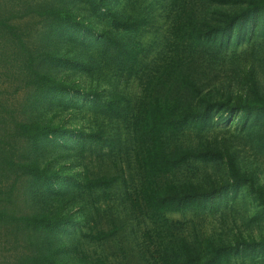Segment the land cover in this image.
Wrapping results in <instances>:
<instances>
[{
    "label": "trees",
    "instance_id": "16d2710c",
    "mask_svg": "<svg viewBox=\"0 0 264 264\" xmlns=\"http://www.w3.org/2000/svg\"><path fill=\"white\" fill-rule=\"evenodd\" d=\"M113 2L91 0V5L110 12ZM173 4L177 6L173 35L187 55L169 54L158 75L147 76L145 96L134 108L131 128L141 172L136 201L153 217L213 212L223 205V196L228 192L236 193L247 185L259 205L252 221L263 222L264 191L255 186L252 176L242 173L234 153H225L222 148L211 144L198 148H170L167 141L189 128L204 131L221 112H235L242 114L244 126L257 127L259 138L264 143V92L261 85L250 87L248 94L234 104L203 97V88L199 85L203 67L201 60L205 56L238 48L246 40H251L258 30L264 37V0H174ZM81 5H84L83 0H32L18 10L14 6L8 8L3 5L0 8V38L3 41L0 69L5 70L4 76L10 79L15 93L28 92L20 110H15L0 98V225L9 229L16 225L51 234L76 222V216L69 212L48 211V207L52 208L59 201L61 204L66 202V205L76 203V196L74 188L57 190L53 179H58L57 173L50 175L49 166L41 164L50 146L60 137L61 128L44 124L39 110L51 97L67 90V84L56 76L59 70L71 68L74 73H92L97 69V56L82 53L69 57L67 49L59 47L63 38L71 35L77 23L75 13ZM112 15L115 24L123 28L128 38L120 41L108 37L101 55L109 54L112 59L119 60L125 66L127 78H131L139 73L150 52L135 40L150 25V20L148 16L127 15L119 19L115 13ZM29 16L41 20L50 47L40 50L30 46L31 27L15 22ZM257 45L255 43L253 47ZM67 94L71 97L73 92L69 90ZM81 95L85 96L84 93ZM98 96L95 93V101ZM125 101L123 95L115 93L99 103V107L112 118H120L125 114L121 108ZM104 134L102 129H98L92 137L99 142L100 149L111 141L110 138L103 139ZM194 161L203 164L226 161L227 186L206 189L193 182L177 184L170 180V176ZM118 180V176L103 175L93 179L87 176L82 189L107 191ZM25 186L23 196L37 208L41 206V210L18 215L14 201ZM107 237L105 232L95 236L99 240ZM69 251L50 240L48 245H39L22 264H88L80 258L71 261L74 256ZM260 254H264V238L259 241L240 238L235 244H216L206 239L199 242L198 247L185 242L178 250L165 251L160 254L157 264H235L236 261L245 263L248 259L254 261ZM96 264L104 263L98 261Z\"/></svg>",
    "mask_w": 264,
    "mask_h": 264
},
{
    "label": "rangeland",
    "instance_id": "374dc122",
    "mask_svg": "<svg viewBox=\"0 0 264 264\" xmlns=\"http://www.w3.org/2000/svg\"><path fill=\"white\" fill-rule=\"evenodd\" d=\"M173 1L114 0L110 12L91 5V0H83L84 5L78 7L75 13L77 23L59 47L67 49L69 57L82 53L97 56V69L92 73H74L71 68L59 70L56 76L62 78L68 88L63 94L47 100L39 110L44 124L61 128L60 137L50 146L41 164L49 166L50 175L57 173L58 179L52 177L56 181V189L67 191L74 188L76 196V203L66 205V202L61 204L59 201L52 208L48 207V211L69 212L76 216V222L51 234L16 225L13 229L0 225V264H22L39 245H48L50 240L69 249L74 256L71 261L80 258L88 264L98 261L104 264H157L160 254L178 250L185 242L198 247L199 242L206 239L216 244H235L240 238L246 241L264 238V221H252L259 205L247 185L236 193L228 192L223 196V205L213 212L153 217L136 201L141 172L131 128L134 108L145 96L147 76H157L172 52L174 56L187 55L173 35V20L177 12ZM30 2L32 0H0V8L5 5L18 10ZM113 13L119 19L131 15L148 16L150 20V25L135 39L150 52L139 73L131 78H127L125 66L119 60L112 59L109 54L101 55L108 37L120 41L128 38L123 28L115 24ZM40 21L29 16L15 22L31 27L30 46L41 50L50 44ZM255 43L258 45L253 47ZM2 50L0 38V52ZM201 64L199 85L203 88V97L234 104L244 98L255 84L261 85L264 92V37L260 30L238 48L205 56ZM4 72L0 69V91L4 93H0L1 101L20 110L28 92L15 93ZM69 90L73 92L71 97L67 94ZM95 93L99 95L96 101ZM115 93L126 98L121 104L125 114L120 118H112L99 107V103ZM241 118L242 114L221 112L204 131L186 129L180 135L168 138V145L170 148H198L211 144L222 148L225 153H234L242 173L252 176L255 186L264 191V143L259 138L257 127L244 126ZM98 129L105 132L103 139H111L102 149L98 148L96 138L92 139ZM103 175L118 176L119 180L107 191L82 189L87 176L93 179ZM170 180L177 184L193 182L206 189H220L228 184V166L226 161L208 164L194 161L170 176ZM25 189L26 186L14 201L18 215L41 210V206L37 208L23 196ZM99 232H105L108 237L96 239ZM235 264H264V254L256 256L254 261L248 259L245 263L236 261Z\"/></svg>",
    "mask_w": 264,
    "mask_h": 264
}]
</instances>
